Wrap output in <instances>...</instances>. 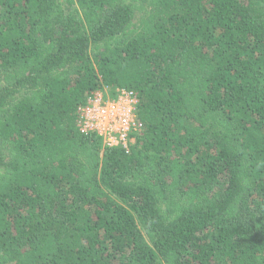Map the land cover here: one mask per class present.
Segmentation results:
<instances>
[{
	"label": "trees",
	"instance_id": "16d2710c",
	"mask_svg": "<svg viewBox=\"0 0 264 264\" xmlns=\"http://www.w3.org/2000/svg\"><path fill=\"white\" fill-rule=\"evenodd\" d=\"M0 264H264V0H0Z\"/></svg>",
	"mask_w": 264,
	"mask_h": 264
},
{
	"label": "built area",
	"instance_id": "2783aa9c",
	"mask_svg": "<svg viewBox=\"0 0 264 264\" xmlns=\"http://www.w3.org/2000/svg\"><path fill=\"white\" fill-rule=\"evenodd\" d=\"M139 98L134 91L106 88L93 93L79 109L81 131L101 137L108 148L128 149L144 126L138 116Z\"/></svg>",
	"mask_w": 264,
	"mask_h": 264
}]
</instances>
